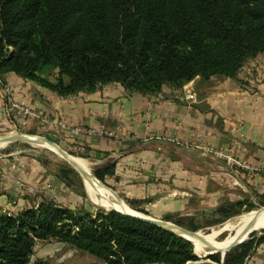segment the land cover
<instances>
[{"label": "trees", "instance_id": "1", "mask_svg": "<svg viewBox=\"0 0 264 264\" xmlns=\"http://www.w3.org/2000/svg\"><path fill=\"white\" fill-rule=\"evenodd\" d=\"M259 56L264 0H0V78L13 73L61 98L118 85L155 100L164 87L180 90L196 78L237 80ZM115 168L109 163L94 176L108 185ZM77 177L70 169L56 177L82 199L75 207L45 198L16 214L0 210V264H31L38 244L51 241L104 264L200 261L190 241L93 206ZM247 202L220 206L209 225L241 214ZM138 205L128 201L144 213ZM167 222L204 228L192 219ZM261 233L230 250L223 264H245L264 243ZM208 259L221 264L217 255Z\"/></svg>", "mask_w": 264, "mask_h": 264}, {"label": "crops", "instance_id": "2", "mask_svg": "<svg viewBox=\"0 0 264 264\" xmlns=\"http://www.w3.org/2000/svg\"><path fill=\"white\" fill-rule=\"evenodd\" d=\"M257 67L264 69V56L249 62L237 80L196 78L180 90L164 87L155 100L118 85L61 98L10 73L0 78V131L11 128L3 113L14 101L36 114L26 129L32 135L46 129L41 118H63L71 127L113 133L111 137L74 135L58 127L48 129V134L69 149L83 146L94 169L114 163L115 175L107 179L108 185L126 201L140 202L138 210L148 217L164 221L212 218L226 203L264 195V83L256 77ZM238 138L247 149L241 161L256 169L253 174L186 146L201 140L221 149ZM37 164L25 156L0 157L1 211L16 214L43 198L70 207L82 201ZM23 183L25 190L20 187ZM48 183L52 189H46ZM245 264H264V243Z\"/></svg>", "mask_w": 264, "mask_h": 264}, {"label": "rangeland", "instance_id": "3", "mask_svg": "<svg viewBox=\"0 0 264 264\" xmlns=\"http://www.w3.org/2000/svg\"><path fill=\"white\" fill-rule=\"evenodd\" d=\"M50 78L52 79V76H50ZM26 129L27 128L22 129V130H20L18 128L15 129L11 125V128L9 127L8 130L0 131V139L12 137V136H31V137L44 138V139H47L49 141L53 140L55 142H53V141H51V142L58 145L70 157H72L73 159H80V160L84 161L87 171L91 172L94 175L95 169L93 168L92 165H90L89 161L85 158V152L73 151L75 147H79V146H75L72 149H69L68 147H66L65 145L60 143L59 138L52 136L51 134H48L51 130L48 132L47 128L45 130H43L44 132L40 135L29 134ZM61 131H64V130H61ZM66 132H68V131H66ZM104 132H106V131H104ZM55 135L58 136L57 133H55ZM43 146L44 145L39 146V144H37V145H27V144L2 145V146H0V157H2V158H10V157H14V156L29 157V159H31V161L36 160V164L39 163L41 165V167H43L46 170L47 176L52 175V176L58 177V176H61V173L63 171H65V170L67 171V169L73 170L80 177V179L78 177L77 178L79 180L78 183L81 182V185L83 187L81 189V191L83 190V193L87 196L88 201L93 206L100 207V208H103V209L109 210V211L110 210H117L113 206L109 205L110 203H120L116 200L115 196L113 195V193H115L118 197H120V195L117 193V191L115 189H113L110 185H109L110 186L109 187L108 185L104 184L106 187H108L110 189V191H109L108 189L96 184V185H92L90 190H88L86 185H85L84 179L72 166H70L67 162H65L59 154L52 151L51 147H47V146L43 147ZM71 176H73V175H71ZM73 177H75V176H73ZM21 185L22 184H20V187H21ZM45 187L47 190L52 189V186L49 183L46 184ZM78 187H79L78 185H75V187H73V190L75 192H78ZM22 189L25 190L24 188H22ZM40 191H43V190H40ZM40 193H44V192H40ZM120 198L123 201V203L129 209L132 210V208L130 206H128V201H126L122 197H120ZM246 201H248L247 205H246V207H244L242 209L241 214L227 220L226 222H224L222 224L210 226L209 224H213V223H211L212 218H207V219H203V220H201V219L193 220V222L196 225L204 226L203 229H200L199 231H193V232H196L197 234H200L201 236L209 235L213 232H217L218 230H222V228L224 227V225L227 222H236L241 217L248 215V214H251V213L258 212L262 208H264V206L261 205L262 201H264V195H262L261 197L257 196L256 199H253V200L247 199ZM64 204H67V203H64ZM249 208H251V209H249ZM136 212L138 214H141L144 216H149V215H146L144 213H140L138 211H136ZM171 218H172V220H178V218H173V217H171ZM214 220L215 219H213L212 222H215ZM262 231H264V226L258 227L254 232H257V233H259V235H261ZM233 236H234L233 231L228 230V231H224V232H219V234H217V236H215L212 239V242L213 243L216 242L218 244L224 243L228 238L233 237ZM193 245H194L195 255L200 257L199 258L200 261L197 263L201 262V264H219V263H215L212 260L208 259L209 257L206 256L208 253L213 252V249H210L209 247H207L206 254L205 255H199L196 252L195 244H193ZM213 255H217L218 257H220L221 264L224 263V262H222V260H223L222 256L223 255L221 252H218V253L213 254ZM197 263H189V264H197ZM31 264H104V263L100 262L99 260L90 256L87 253H83V252H80L78 250L73 249L71 246H65V245H62L58 242L51 241V242H47V243L42 242V243L38 244V246L35 249V256L32 258Z\"/></svg>", "mask_w": 264, "mask_h": 264}, {"label": "built area", "instance_id": "4", "mask_svg": "<svg viewBox=\"0 0 264 264\" xmlns=\"http://www.w3.org/2000/svg\"><path fill=\"white\" fill-rule=\"evenodd\" d=\"M256 77L260 83H264V69L261 67L256 68ZM5 91L8 95H10L9 90L6 88ZM190 100L195 101V97L191 96ZM4 118L8 121L15 129H25L31 122V119L36 116V114L27 106L22 103H17L14 101L9 102V107L4 109ZM41 125L46 127L47 129L51 127H58L61 130L68 131L74 135L79 134H89V135H99V136H114L113 133L104 132V131H86L82 128L71 127L63 118L58 119L57 121H51L49 119L41 118ZM171 142L179 144L177 139H173L172 137H168ZM186 146L191 149L199 150L204 155L214 156L219 159H223L232 165H236L238 167L247 168L252 174L256 172V169L248 168L241 161V154L246 153L247 149L240 138L235 139L231 142V144L227 148L217 149L210 144H206L201 140H197L192 144L186 143ZM73 151L76 152H85V148L83 146L75 147ZM3 182V177L0 174V185ZM22 188L26 189L24 183L21 185Z\"/></svg>", "mask_w": 264, "mask_h": 264}, {"label": "water", "instance_id": "5", "mask_svg": "<svg viewBox=\"0 0 264 264\" xmlns=\"http://www.w3.org/2000/svg\"><path fill=\"white\" fill-rule=\"evenodd\" d=\"M43 141L44 143H46L47 145H49L52 149V151L56 152L57 154H59L62 159L67 162L70 166H72L81 176L82 178L85 179L86 177V172L84 170H82L80 168V166L74 161V159L72 157H70L63 149H61L58 145H56L55 143L44 139V138H40V137H31V136H12V137H8V138H4V139H0V146L2 145H8V144H27V145H37L38 144V140ZM91 177L102 187L108 189L110 191V189L108 187H106L103 183H101L96 177H94V175L90 172ZM113 195L115 196L116 200L118 202H123L121 200L120 197H118L115 193H113ZM117 212H120L122 214H125L129 217L141 220L145 223L151 224L153 226L159 227L161 229H164L166 231H169L181 238H184L188 241H190L191 243L194 244V241H198L202 244H204L206 247H209L210 249H213V252L208 253L206 256L210 257L213 254H216L218 252L222 253V262H224L225 256L226 254L232 250L233 248H235L238 244H240L242 241L246 240L252 233H253V228L255 227V224L253 226H251V228L247 229L240 237H238L234 243H232L230 246L228 247H224V248H217L215 246H212L211 244L207 243L203 237L200 234H197L196 232L181 228L173 223L164 221V220H159V219H154L148 216H144L138 213H134V214H130V213H126L123 211H118L115 210ZM264 211V208H262L260 211H258V215H260L262 212ZM199 257V256H198ZM200 258V257H199ZM197 264H201L197 263Z\"/></svg>", "mask_w": 264, "mask_h": 264}, {"label": "bare ground", "instance_id": "6", "mask_svg": "<svg viewBox=\"0 0 264 264\" xmlns=\"http://www.w3.org/2000/svg\"><path fill=\"white\" fill-rule=\"evenodd\" d=\"M38 144H39V146L40 145H44V146L50 147L49 145H47L46 143H44L40 139L38 140ZM74 161L80 166V168L82 170H84L86 172L85 174H86L87 178L85 179V185H86L88 190H90L92 185L98 184L91 177L90 172L87 171L84 161H82L80 159H74ZM120 203H110L109 205L113 206L114 208H116L119 211H123V212L130 213V214H134L135 213L134 211L129 209L123 202H120ZM254 224H255V227L253 228V233L258 227L264 226V211L260 215H258V212H255V213H251V214H248V215H245V216L241 217L236 222H227L224 225V227L222 228V230H218L217 232H213V233H211L209 235H206V236L203 237V239L207 243L211 244L212 246L217 247L218 249L219 248L228 247L232 243H234V241L238 237H240L247 229L251 228V226H253ZM228 230L234 232V236L233 237L228 238L224 243H219L218 244L216 242L215 243L212 242V239L215 236H217V234H219V232H224V231H228ZM194 244H195V249H196L197 254H199V255H205L206 254L207 247L204 244H202V243H200L198 241H194Z\"/></svg>", "mask_w": 264, "mask_h": 264}]
</instances>
